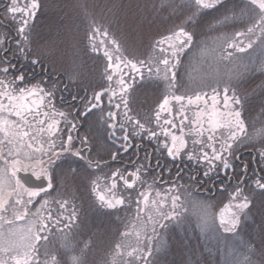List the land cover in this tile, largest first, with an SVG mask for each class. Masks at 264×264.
<instances>
[{
  "label": "trees",
  "instance_id": "obj_1",
  "mask_svg": "<svg viewBox=\"0 0 264 264\" xmlns=\"http://www.w3.org/2000/svg\"><path fill=\"white\" fill-rule=\"evenodd\" d=\"M5 1L6 4H0L3 13L0 21L10 29L12 23L18 22L19 16L16 21L11 20V14L8 19L4 18L5 9L10 4V0ZM17 2L20 6L22 5L21 0H17ZM227 2L228 0H226V4ZM225 11L227 10L214 9L197 13L194 0H41V10L33 20L29 21V24L32 25L29 30L33 43L32 51L22 61L31 65V58H39L40 63L34 68H38L41 74L45 72L53 77L68 78V83L75 88L78 94L81 90L86 91L88 100L92 99L95 91H106L100 108V111L103 109V124L101 127L96 125L90 127V139L86 144L90 148L89 157L103 166L88 168L78 158L63 156L65 161L58 164L54 170L57 195L52 196L56 200L54 204L58 202L61 206L63 204L66 206L61 209L56 208V213L52 216L57 218L56 220L61 224L58 228H62L63 232L55 235V230L52 228L51 232L45 236L46 239L37 244L41 254L44 252L41 245H47L50 249L59 248L62 253H68L64 259L67 264H71L72 257L79 255L80 250L83 249L87 253L89 264H129L133 257L129 258L127 251L132 245L137 251L147 256L145 249L155 250L158 247L157 240L161 239L159 234L163 233L162 241L170 245L169 250L166 254L154 252L155 257L160 259L163 264H171L174 261L178 264L182 259L191 264L196 258L203 260L209 253H211L213 264H216V261H219V264H224L226 258L231 259L233 256L239 255L236 248L237 242L228 238L231 235H218L216 231L214 233L200 231L197 221L189 214H181L190 222L187 232L173 225L169 230L157 227L154 234L153 223L148 220L151 216L139 211V205L135 198L138 199V194L147 187L178 188L177 185H185L191 188L188 171L178 161L166 160V157L157 151L155 140L149 141L142 134L130 135L128 151L125 152L121 149L117 152L120 149V142L113 143V140L109 138V132L105 131L107 126L104 124L105 116L111 111L116 114V119L112 123H115L119 129L121 122H127V116H125V112H127L128 116L140 120L141 123L145 122V118H150L152 120L151 127L156 129L153 125V113L166 95L177 93V91H181L186 96L196 94V90L200 86L199 83H196L195 80V82L187 80L190 64L197 57H201V50L207 48L201 46H206L213 37L225 31L223 28L220 31H207L206 34H202L201 26L220 20ZM194 14L196 23L193 27L196 29L197 40L180 54L178 74L182 87L177 90L168 81H162L160 78V75L165 74L163 71L165 66L161 62L164 58L161 49L165 47L164 51L171 54L172 47L168 42L164 44L158 42L164 40L166 36H173L174 42L178 43V40H175V33H178L181 24ZM94 24L95 27L102 28L103 31L95 34L94 38L89 41L87 37L92 36L91 27ZM104 32L108 34L104 35ZM122 34L137 36L134 57L132 51L125 46L121 47L119 53L115 51L116 45H113L111 41L116 39L119 43V37ZM65 41H67V46L64 45ZM93 43L98 46L95 52L91 47ZM9 47H17L16 41H12ZM106 49L113 56L115 63L104 56ZM219 50L224 51L225 56L229 52H234L231 49L219 48ZM46 52L49 54H45ZM117 56H122L123 60L116 59ZM169 58H172V55H169ZM129 59L137 62L138 68L142 70L143 79L139 72L125 66V62ZM149 66H151L152 72H149ZM109 73L113 76L111 81L107 79ZM121 74L127 81L126 86L129 89L125 94V99L129 100L128 109L121 103L119 82ZM260 80L261 78L256 77V79L246 82L244 86L254 89ZM222 82L224 81L218 85L219 88L232 89V84L227 85ZM192 83H196V85L191 87ZM98 85L104 87L101 88ZM205 87L207 88V86ZM199 92L200 90H198ZM108 96H112L111 103H109ZM254 99L256 100L254 108H249L242 116L248 128L264 122V110L259 105L260 98L255 97ZM116 104H120V107H114ZM230 121L231 119L225 124L227 129L224 130L225 137L235 127ZM129 131L131 132V127H129ZM219 133L220 131L217 132L218 135ZM117 135H120L119 131H117ZM170 137H167L168 143ZM160 140H165V137L160 136ZM260 140L259 144L264 143V138ZM186 142V151L192 149V140ZM177 145L179 146V143ZM246 150L253 151L256 160L258 159L257 150L252 147V144L240 146L236 156L239 157ZM102 153L103 155H101ZM112 153H117L116 161L130 163V170L120 164L116 165L115 162V164L108 163L107 161L112 160ZM146 157H149L151 169L147 168ZM157 159L160 161L159 165ZM233 163L237 165L235 160ZM68 164L72 169H77L75 175L71 174L67 167ZM165 164L167 168L172 169L171 173L166 170ZM137 167L143 171L142 187L138 188L140 192L134 190V195L130 196L123 192L119 194L116 198L128 197L125 205L121 207L100 208L95 197L96 193L92 192L91 179L92 184H96L97 180L99 184L102 179L111 176L112 172H133ZM177 167L182 169L184 177L182 180L177 179ZM255 168L254 170L250 166L247 175L243 178L248 179L256 174L264 176V170H262L264 166L259 160L255 162ZM235 171L236 173L241 172L238 165ZM213 188L214 196L208 199H218V201L225 198V193L228 190L233 191V185L222 187L216 183ZM191 196L198 197L194 192ZM40 201L43 200L39 198L37 202ZM51 205L54 207L53 204ZM73 209L77 211L79 219L71 218L70 214ZM153 218L158 219L157 214ZM2 238H5L3 233ZM27 244L25 245L27 246ZM11 254L15 253L11 252ZM11 257L7 260L8 264H15ZM153 258L147 257L149 260ZM135 264H144V261L136 258Z\"/></svg>",
  "mask_w": 264,
  "mask_h": 264
},
{
  "label": "snow or ice",
  "instance_id": "obj_2",
  "mask_svg": "<svg viewBox=\"0 0 264 264\" xmlns=\"http://www.w3.org/2000/svg\"><path fill=\"white\" fill-rule=\"evenodd\" d=\"M197 13L198 11H209V10H223L224 12L222 18L211 24H206L201 26L202 34H206L207 31H220L223 28H232L236 29L234 32V42L230 44V47L239 53H245L247 49L255 50V47L264 45V0H194ZM249 6L254 10V17L249 18L247 22L240 24L239 26L233 27L237 24L238 21L243 19L244 12L247 11ZM41 10V0H29L23 7H21L17 0H10L9 6L5 9V19L9 18L11 14V20L16 21L17 15L19 16L18 22L11 24L9 31L3 34V38L0 39V53H3L0 56V76L3 78L0 79V113H6L7 117H16L18 120L29 128L34 127L35 125H44L45 119H41L43 116L48 118L49 116L59 115L61 117H67L71 115V109L76 107L73 104V101L81 100L82 98L79 94H73L69 92L68 97L63 95L60 97L61 101H66L68 104L69 112L65 113L63 111L57 112L56 105L54 101L56 100V86L47 84L42 79H37L36 75L33 73L31 79L28 78L24 73H22L17 64L13 59H9V54H11L15 61H20L24 59L25 56H29V53L32 51L33 43L32 38L29 34V30L32 25L29 24L30 20H33L37 13ZM230 13V14H229ZM2 22V21H0ZM196 23V16L190 15L188 20L181 24L180 31L175 33V40H178V43L174 42L173 36H166L164 40L159 41V44H164L168 42L172 47L171 55L174 60H170L167 57L162 58L161 62L165 66L163 69L165 73V79L168 80V83L173 87H176L179 90L182 87V82L179 78V65H180V54L184 52L185 48L192 45L196 39V29L193 27ZM243 29L240 31L239 29ZM92 36H88L87 39L91 41L95 34L103 31L100 27H95V24L91 27ZM259 33V35H257ZM107 32H104V35H107ZM11 36V39L16 41L17 47L15 50L8 47L7 41ZM245 40L247 43L245 44ZM136 41L137 36L122 34L119 37V43L116 39L112 40L111 43L116 45L115 51L120 52L121 47L125 46L132 51L133 57L136 51ZM258 41V43H257ZM29 45L31 46L29 48ZM92 50L97 51V45H91ZM163 52L164 49L162 48ZM49 54V53H45ZM262 55H264V49H262ZM232 53L229 52L228 56L231 57ZM104 56L107 57L110 61L115 63L113 56L106 49L104 51ZM116 59L123 60L122 56H117ZM31 65L35 66L40 63L39 58H31ZM126 67L136 70L141 74L143 79V73L140 68H138L137 62H134L133 59H129L125 62ZM119 67V65H117ZM159 71V69H157ZM149 72H152L151 66H149ZM259 73L261 76L260 82L257 84L256 88L248 89L244 85L249 79L250 75ZM11 75V79L9 76ZM107 79L111 81L113 76L111 73L107 75ZM121 85V103H123L126 109L129 108V100L125 99V94L128 93L129 89L126 86L127 81L123 79V74L120 78ZM98 87L103 88V85H98ZM235 91L229 94V88L225 87L224 89V98L223 106L227 109V112L221 113V115L231 117V124H234V129L230 130L227 137L224 136L223 132L217 134L218 130L225 127V124L222 122H215L209 120V127L207 129L208 136L206 140L193 139L192 144L193 148L185 151L187 148V142L183 138H178L176 135L170 133L167 129L161 128L158 133L155 128L151 127L152 120L150 118H145V122L141 123L138 119H133V117L127 116V122H121L119 129L117 125L112 123L116 119V114L109 112L108 120L104 121V124L107 126L105 131L109 132V138L113 140V143L117 141L120 142V149L125 152L128 151L130 146V135H141L147 138L149 141L155 140L157 151L166 157V160H171L173 162H179V164L186 168L188 171L189 184L191 186H199L203 188L204 191L210 192L212 187L215 186L216 180L223 181H232L235 180L236 183L233 185V191L230 193V198L235 203L230 205L233 209L230 216L225 219L223 213H221L219 226L218 228L215 225L213 220L212 224L205 222L200 225L201 229L210 228L215 231L223 230L224 233L231 234L229 239L236 241V248L239 252V255L233 256L231 259L226 258L224 264H264V176H255L248 179H244L247 175L249 166L247 164L239 165L242 168L240 173H236L235 169L237 165L233 163V160H238L239 157L236 156V152L239 149V145L244 143V140L239 139L238 133H243L244 120L242 119L243 113L249 108H254L256 104L255 97H259V105L262 110H264V61L262 62H252L249 61L248 64L244 66L243 71L240 74V80L231 85ZM65 88H68L67 86ZM215 92V90H214ZM106 95V91H95L91 100H88L86 97L83 98L82 103L80 104L79 109L77 110L76 116L72 117V120L67 121L68 131L66 139L61 138L57 135L60 131L59 123L53 119L50 123H47L46 127L50 136H56L57 139H60V144L57 145L55 139H51L47 142V156L48 160H40L39 163L42 165L39 170L32 168V175L36 180L46 179L47 185L40 188H30L24 187L19 180L16 181V184L20 185L23 189V192L26 193L29 197V200L26 203H31L32 198L41 196V193L50 192L54 187L52 176L50 173V166L59 158L68 155L70 157L78 158L80 161H83L88 168L97 167L99 168V162L95 164L93 161L87 157L83 149H77L74 144V137L72 135L73 131L78 129L76 121L83 117L82 123L96 124L97 121L93 119L96 116L94 111L97 108H101V103L103 98ZM115 95V93H113ZM31 98V99H30ZM174 99L177 102L184 100V96L175 95ZM201 99L200 95L195 96V100L199 101ZM7 100V104H5ZM109 103L112 101V96H108ZM213 104L217 101V96L213 95L211 97ZM47 106H51V111H42L41 109ZM193 100L189 97V103H192ZM169 100L167 98L163 99V102L159 104L158 109L155 112V121L157 122V127H159V121L161 119V112L168 110ZM114 107L119 108L120 104L114 105ZM103 115V109H101V116ZM29 116L32 117V120H29ZM164 124L174 126L173 121L169 120L167 117H164ZM5 125L8 126L7 130ZM147 125V126H146ZM17 121L9 120L3 116H0V132H5V135L8 136L9 132L14 128L18 127ZM131 127V132L129 131ZM40 132H43L45 129L40 127L38 129ZM119 131L120 135H117ZM204 131L203 125L200 129L197 130V135H202ZM163 135L165 140L161 141L160 136ZM22 136H28V132H23ZM171 136V144L168 143L167 137ZM251 139V137H248ZM179 140V146L177 141ZM221 141H223L221 143ZM2 143V141H0ZM8 143L11 144L12 140L9 139ZM86 138H81V144H86ZM196 145H199L197 148ZM28 148H32V144L27 145ZM57 147L59 151H57ZM254 149L257 150L258 160L264 161V143H261L259 146L252 145ZM36 151L43 152V145L36 148ZM9 155L12 154V150H9ZM118 158L117 153L111 154V159L116 160ZM147 158V157H146ZM47 164V166H43ZM157 164H160L159 159H157ZM20 165L19 160L12 161V175L15 176L16 171L19 168L16 166ZM72 175H75L77 169H72L71 165L68 164ZM142 167V166H141ZM164 167L166 170L171 173L172 169L167 168L165 164ZM103 170V169H101ZM264 170V169H262ZM141 168L137 167L134 173L129 175H134L136 180L140 179ZM231 173V174H229ZM111 175L119 177L123 181L127 189H132L136 180L130 181L125 178L124 172L115 171ZM177 179H183L181 167L176 169ZM171 178V177H170ZM98 184V180L96 181ZM96 184H92L91 179V188L92 192H96ZM181 193L184 195L191 194V188L185 185H177ZM117 188L115 179L113 183L109 186V192L113 193L112 196H106L103 194H97L96 200L99 202L100 208L103 209H115L118 205L125 204L128 197L116 198L114 190ZM173 190H170V192ZM131 194H129L130 196ZM157 196L160 193L156 194ZM140 196L146 202L148 196L141 192ZM171 200L170 207L168 210H165V205L168 200ZM43 200L44 198L41 197ZM181 196L177 194H172L170 197L166 194L162 201L158 205L157 216L158 219L149 217L153 223V233H156L157 227L162 230H169L173 225L187 232V227L190 226V222L186 217H182L179 212ZM47 200H44V204H47ZM21 203V201H17ZM3 205L0 204V208ZM43 207V204L41 205ZM63 207V205H62ZM71 218L79 219L78 213L73 209L70 214ZM18 219L22 216H18ZM39 227L36 230V234L31 236V240L26 246L25 252L22 259L18 258L17 255L11 257L15 261V264H67V261L64 259L68 253H62L59 248L50 249L47 245H41V248L44 249L43 254H41L40 249L35 247V242L46 237L39 235L41 231L47 229V224L43 221H39ZM31 232V229H29ZM159 236L161 239L157 240L158 247L155 250L146 248L145 251L147 256L144 253L137 251L136 256L132 258L129 264H135L136 258H140L144 261V264H163V262L156 258L154 252H159L166 254L169 250L170 245L162 241L163 233H160ZM68 247V245H65ZM87 247V245H85ZM0 251L13 252L15 249L10 245H0ZM128 255H132L129 253ZM59 257V258H58ZM147 257H154L152 260L147 259ZM0 264H8V261L0 258ZM71 264H89L87 260V253L81 249L80 254L72 257ZM171 264H177V262H171ZM178 264H189L185 260H181ZM191 264H213L211 258V253L203 260L196 258ZM216 264H219V261H216Z\"/></svg>",
  "mask_w": 264,
  "mask_h": 264
},
{
  "label": "rangeland",
  "instance_id": "obj_3",
  "mask_svg": "<svg viewBox=\"0 0 264 264\" xmlns=\"http://www.w3.org/2000/svg\"><path fill=\"white\" fill-rule=\"evenodd\" d=\"M23 7L28 1L21 0ZM18 17V15H17ZM254 17V10L249 6L246 12L243 14V19L241 21H238L237 24L233 25V27L239 26L240 24H243L248 21L249 18ZM224 32H220L218 35L213 37L211 42H208L206 46L201 47H207L200 51L201 57H197L196 60H194L190 64L189 69V75L187 77V80H195L196 83H199V87L197 88V93L193 95H183L181 91H177V93H169L164 98H167L169 100L168 110L161 112V119L159 121V127H157V122L155 121V112L158 109L159 105L155 108V112L153 113V125L156 127V131L159 133L161 128L167 129L170 133L176 135L178 138H183L185 141L198 139V140H206L208 136V127H209V120L215 121V122H222L224 124H227L228 121L231 119V117H227L224 115H221V113L227 112V109L223 106V98H224V88H219L218 85L221 83V81H224L222 83L225 84H234L238 80H240V74L244 69V66L249 63V61L252 62H262L264 61V55H262V49H264V45H260L259 47H255V50L253 49H247L245 53H239L232 49L230 47V44L234 42V32H229L231 30L236 31V29L232 28H224ZM240 31H243V29H239ZM259 35V33H257ZM247 43V40H245V44ZM258 43V41H257ZM65 46H67V41L64 43ZM63 47V46H62ZM165 48V47H163ZM219 48H223L224 50H234L232 52L231 57L228 55L225 56L224 51L221 52ZM222 53V54H221ZM163 57L169 58V55L166 53V51H163L162 53ZM223 55V56H222ZM201 58V59H200ZM170 60H173L174 58H169ZM256 77L261 78L259 73L250 75L249 79L247 80H254ZM160 78L162 81L167 82L168 80L165 79V74L160 75ZM186 80V79H185ZM194 81V82H195ZM196 83H192L191 87H194ZM259 83V82H258ZM198 85V84H197ZM257 85V84H256ZM205 86H207V89ZM198 90L200 92L198 93ZM215 90V92H214ZM235 91L234 88L229 89V94L231 92ZM175 95H181L184 96V100L181 102H177L174 99ZM200 95L201 99L199 101L195 100V96ZM213 95L217 96V101L215 104H213L211 97ZM189 97L192 98L193 102L189 103ZM163 98V99H164ZM5 104H7V100L4 101ZM163 102V100H162ZM161 102V103H162ZM0 116H3L9 120H16V117H7L6 113H0ZM164 117H167L169 120L173 121L174 126L164 124ZM244 120V128L245 131L243 133H238L239 139L244 140L243 144H240V146H247V145H256L259 146L260 139L264 138V122L262 124H257L253 126L252 128H248L245 124ZM201 125H203L204 131L202 135H197V130L200 129ZM7 130L8 126H4ZM224 130H227L225 127L219 129L218 131L223 132ZM22 132V129H20V126L14 127L10 132L9 135L6 136L5 132H2L0 134V137H3L4 141H8L9 139L13 142H17L16 144L21 143L20 133ZM28 133L32 132V128H28ZM163 138L164 136L161 135ZM248 137H251L249 139ZM189 139V140H188ZM223 141H221L222 143ZM24 148H28V144H32V148L30 151L37 153L40 151H36V148L40 147L37 143L33 141V137L30 136L29 139L22 141ZM34 143V144H33ZM169 143L171 144V137L169 140ZM179 143V140L177 141V144ZM251 143V144H250ZM198 148L199 145H196ZM12 150V154L9 155V150ZM44 151L46 152V147H43ZM18 147L15 146H8L7 148V157L9 161L19 160L20 166L22 168L27 169L28 171L32 172V168H36L39 170V168L42 166L39 161L43 158H37L33 157L34 160L31 158H20L19 154H17ZM186 151V149H185ZM33 152L30 154L31 156L34 155ZM102 152V151H101ZM46 154V153H45ZM44 154V155H45ZM258 154V153H257ZM103 155V153L101 154ZM28 156L27 157H31ZM47 156V154H46ZM258 156V155H257ZM41 157V154L40 156ZM8 161V162H9ZM261 165L264 166V161H260ZM57 163H53L50 166V173L52 176V180L54 183V187L52 190H48L49 195L47 193H41V196H37L35 198H32L31 203H26L29 200V197L26 193L23 192V189L16 184V181L14 180V177L12 173L10 172L9 168H0V204L3 205L2 208H0V245H8L10 244L15 251H13L15 254H11V252L2 251L0 252V258L4 260H8L13 255H17L19 252L20 255H18L19 258L23 257V254L25 250V244L29 243V240L31 239V236L36 234L37 228L40 226L39 221H43V223L47 224V229L44 231H41L39 235L42 237L49 234L54 228L55 235H59V233L62 234L63 230L62 228H58L61 224L56 220L57 218H53V214L56 213V208H62V206L57 202L54 197L57 195V189L55 187V168L57 167ZM19 166V165H18ZM44 166V165H43ZM56 166V167H55ZM52 167H54L52 169ZM239 171V170H238ZM133 172H125V178L128 174L134 173ZM143 171H140V179L136 180V177L134 175H130V181L136 180L134 187L132 189H127L124 185L123 181L120 180L118 177H113L112 175L109 176L106 179H102L99 184H96V195L103 194L106 196H112L113 193L109 192V186L113 183L114 179L117 184V188L114 190L115 197H117L119 194L127 193L128 195H134V190H138L140 186L142 187V177ZM118 178V179H117ZM170 190H173L170 192ZM139 191V190H138ZM194 191V187H191V194L190 195H184L181 193L179 188L176 187H159V188H144V192L148 196V200L145 202L143 198L140 196V193L138 194V199L135 198L137 205H139V211L144 212L148 216H155L157 214V209L159 203L162 201L163 197L168 194L169 197L172 194H177L181 196L180 199V207L179 212L183 214H189L197 221V226L199 227V230L201 231L200 225L207 222L209 225L212 224L213 220L215 222L216 227L219 226V220L221 213H223L225 219H227L231 211L233 210L230 205L234 204L235 202L231 200L230 193L232 191H227L225 193V198L223 200L216 199H208L203 197H193L191 196ZM140 192V191H139ZM160 193L159 196L156 194ZM43 197V201L37 202L38 199ZM122 197V196H121ZM21 201V203H17V201ZM44 200H47V204H44ZM43 204V207L41 205ZM54 207H52V205ZM171 200L169 198L167 204L165 205V210H168L170 207ZM125 205V204H123ZM123 205H118L117 207H121ZM60 206V207H56ZM65 206V204H63ZM66 207V206H65ZM116 207V208H117ZM18 216H22V218L18 219ZM150 220V219H148ZM57 227V229H55ZM7 229V230H6ZM29 229H31V232H29ZM3 230V232H2ZM204 232L214 233L215 230L210 228H204ZM202 230V231H203ZM2 233L5 235V238L1 239ZM218 235H231L229 233H224L222 229L219 231H216ZM137 238V236H134ZM44 240V239H42ZM40 240V241H42ZM35 242V247H37V244L40 242ZM38 248V247H37ZM5 252V253H4ZM137 249L132 245L130 250L127 251V253H131L132 255H128L129 258L136 256Z\"/></svg>",
  "mask_w": 264,
  "mask_h": 264
},
{
  "label": "flooded vegetation",
  "instance_id": "obj_4",
  "mask_svg": "<svg viewBox=\"0 0 264 264\" xmlns=\"http://www.w3.org/2000/svg\"><path fill=\"white\" fill-rule=\"evenodd\" d=\"M1 3H4L6 4V1L5 0H0V4ZM3 15L2 11H1V8H0V17ZM10 29H8L5 25L1 24L0 22V39L3 38V34L7 31H9ZM14 41L11 39V36H9V39L7 41V44H8V47L10 45V43ZM11 49H15L16 47H9ZM3 53H0V56H2ZM9 59H13V61L17 64V67L19 68V70L24 73L26 76H28L29 79L32 78L33 76V73L36 75V78L37 79H42L44 80L47 84L49 85H55L56 88L58 90H56V100L54 101L55 105H56V110L57 112H60V111H63L65 113H68L69 112V108H68V104L66 101H61L60 100V97L63 95L64 97H68L69 95V92H72L73 94H78L75 90L74 87H72L69 83H68V78H64V77H53V76H50L49 74L47 73H43L41 74L39 72V69L38 68H34V66L22 60L20 61H15V58L9 54ZM36 67V66H35ZM3 77L0 76V79H2ZM9 79H11V75L9 76ZM59 79V80H58ZM68 87V88H65V87ZM79 96L82 98L81 100H77V101H73V104L76 105V107L72 108L71 109V115L70 116H67L66 118L65 117H61L59 115H54V116H49L48 118H45L43 116H41L40 118L41 119H45V124L44 125H35L34 127H32V132L31 133H28V136H22V133L23 132H26L27 129L29 127L27 126H24L20 121H18L17 125L20 126V129H22V132L20 133V138L21 140H27L29 139L30 136L33 137V141L35 143H37L38 145H43V147H46L47 148V142L51 139H55L56 140V143L57 145L60 144V139H57L56 136H50L49 133H48V130H47V123H50L53 119L57 120V121H60L59 123V129L60 131L57 133L58 136H60L61 138L63 139H66V136H67V131H68V123L67 121H70L72 120V117L76 116V113H77V110L79 109L80 107V104L82 103V100L84 97L87 98V93L86 91L84 90H81V92L79 93ZM31 99V98H30ZM45 105L46 107L42 108L41 110L42 111H51V106H47V102L45 101ZM96 112V116L93 117L94 120L97 121L96 124H92L91 122L85 124V123H82V120H83V117H81L80 119H77L76 121H74L75 123H77L78 125V129L76 131H73L72 132V135L74 137V144L76 145V148L77 149H83L84 150V153L87 157H89V154H90V148L88 147V145L86 144H81V140H79L80 138H86L87 142L88 140L90 139V127L91 126H99L101 127L102 126V122H103V116H101V111H100V108H97L94 110ZM29 120H32V117L29 116L28 117ZM18 120V118L16 119ZM105 120H108V115L105 116ZM40 127H43L45 130L43 132H40L38 129ZM98 127V128H99ZM0 134H2V132H0ZM1 136V135H0ZM0 141H2V143H0V168H9L10 172L12 173L13 171V168H12V161H9L8 160V157H7V148L8 146H15L17 145L18 147V150H17V154H19V157L20 158H23V157H26V158H31L32 160H34L33 157H37V158H43V160L46 162L48 160V156H46V152H38L37 153H34L33 151V154L34 155H30L32 152L30 151V149L28 148H24L23 146V143L21 141V143L19 144H16L17 142H13L11 144L8 143V141H4L3 137H0ZM34 144V143H33ZM47 150V149H45ZM57 151H59V148L57 147ZM41 154V157H39ZM45 154V155H44ZM28 156H31V157H27ZM64 157H61L59 159H57L54 163H57V164H60V163H63L65 160L63 159ZM91 159V157H89ZM94 158V157H93ZM93 161V163L95 164L97 161H95L94 159H91ZM9 161V162H8ZM258 161V159L256 160V155L254 154L253 151H250V150H246L244 152H242L239 156V159L238 160H235L236 164L239 166V165H244V164H247L249 167L251 166L252 169H256L255 168V162ZM108 163L111 162L112 163H116L117 164H120L122 165L124 168H131V164L130 163H124V162H120V161H116V160H111V161H107ZM106 162V163H107ZM103 163V162H101ZM100 163V164H101ZM114 163V164H115ZM44 166L46 167L47 164H44ZM100 166H103V165H100ZM18 169V171L20 172H23V173H30L32 174V172L28 171L27 169H24L22 168V166H16ZM56 167V166H55ZM54 167H52L53 169ZM147 168L148 169H151V164H150V161H149V157L147 158ZM240 170L242 171V168L239 167ZM130 170V169H129ZM249 170V168H248ZM248 173V172H247ZM231 174V173H229ZM127 176H130L129 174ZM126 176V177H127ZM256 176L259 177L258 174H256ZM14 177V180L17 181L16 177ZM158 179H161V178H158ZM48 182V181H47ZM215 184L218 183L219 185H221L222 187L224 186H228V185H234L236 182L235 180H232L230 182L228 181H223V180H219L218 181L216 180L214 182ZM20 186V185H19ZM198 197H204V198H212L214 196L213 192H214V188L212 187V190L210 192H206L204 191L203 188H200L198 185L197 186H194V191H193Z\"/></svg>",
  "mask_w": 264,
  "mask_h": 264
},
{
  "label": "water",
  "instance_id": "obj_5",
  "mask_svg": "<svg viewBox=\"0 0 264 264\" xmlns=\"http://www.w3.org/2000/svg\"><path fill=\"white\" fill-rule=\"evenodd\" d=\"M15 177L17 180L20 181L24 187H30V188H40L45 187L47 185V180H36L35 177L30 173H23L20 171H16ZM126 179L130 180V176H127Z\"/></svg>",
  "mask_w": 264,
  "mask_h": 264
}]
</instances>
